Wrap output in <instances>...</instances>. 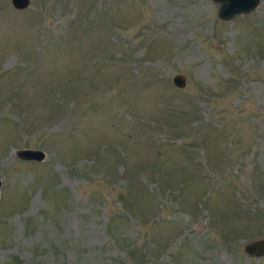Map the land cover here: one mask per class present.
<instances>
[{
    "label": "rangeland",
    "instance_id": "374dc122",
    "mask_svg": "<svg viewBox=\"0 0 264 264\" xmlns=\"http://www.w3.org/2000/svg\"><path fill=\"white\" fill-rule=\"evenodd\" d=\"M217 6L0 0V264H264V0Z\"/></svg>",
    "mask_w": 264,
    "mask_h": 264
},
{
    "label": "water",
    "instance_id": "95a60500",
    "mask_svg": "<svg viewBox=\"0 0 264 264\" xmlns=\"http://www.w3.org/2000/svg\"><path fill=\"white\" fill-rule=\"evenodd\" d=\"M218 4L216 17L227 19L235 14L245 13L252 10L259 2V0H212ZM10 3L15 8H24L28 5L29 0H10ZM171 82L182 87L185 83L184 75L176 73L172 75ZM15 155L18 158L26 160H41L44 157V152L34 148H17ZM243 250L249 255L264 254V237H259L246 241Z\"/></svg>",
    "mask_w": 264,
    "mask_h": 264
}]
</instances>
